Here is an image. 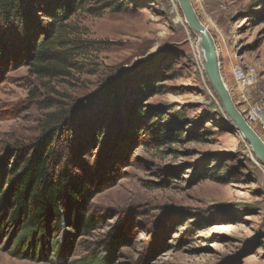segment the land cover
<instances>
[{"label": "rangeland", "instance_id": "374dc122", "mask_svg": "<svg viewBox=\"0 0 264 264\" xmlns=\"http://www.w3.org/2000/svg\"><path fill=\"white\" fill-rule=\"evenodd\" d=\"M191 3L237 109L264 107V0ZM39 20L0 21V157L13 162L16 147L68 111L60 163L89 184L95 225L72 218L29 237L2 213L0 264H104L110 236L114 264H264V163L210 83L179 2L84 0L47 74L27 51L31 35L48 36L50 21ZM251 69L256 81L243 89L237 73ZM118 83L119 102L105 94Z\"/></svg>", "mask_w": 264, "mask_h": 264}, {"label": "trees", "instance_id": "16d2710c", "mask_svg": "<svg viewBox=\"0 0 264 264\" xmlns=\"http://www.w3.org/2000/svg\"><path fill=\"white\" fill-rule=\"evenodd\" d=\"M83 1L0 0V21L7 25L15 23L23 29L39 27L40 16L50 21L44 31L48 36L37 40L33 34L27 44L35 70L47 74L57 68L53 65L59 60L55 48L63 44L59 37L61 28ZM2 42L1 38L0 44ZM121 88L122 83L112 85L105 94L112 93L119 102L124 96ZM67 117L68 111L66 116L63 113L52 116L42 129L43 139L16 147L13 162L0 157V214L10 211L13 221L23 222V232H28L29 237L37 231L49 229L51 225L58 228L64 220L72 218L76 220V227L88 229L95 225L94 217H85V205L92 196L89 184L85 179H73L60 163L58 148L64 137H69L75 123ZM83 121L79 122L80 126H83ZM117 242V237L112 236L104 241L108 246L104 264H114Z\"/></svg>", "mask_w": 264, "mask_h": 264}, {"label": "water", "instance_id": "95a60500", "mask_svg": "<svg viewBox=\"0 0 264 264\" xmlns=\"http://www.w3.org/2000/svg\"><path fill=\"white\" fill-rule=\"evenodd\" d=\"M186 22L197 33L205 56V69L210 83L217 92L227 115L234 121L236 128L244 135L258 158L264 163V141L245 120L243 114L235 106L232 97L221 77L218 52L207 27L200 21L191 0H178Z\"/></svg>", "mask_w": 264, "mask_h": 264}, {"label": "built area", "instance_id": "2783aa9c", "mask_svg": "<svg viewBox=\"0 0 264 264\" xmlns=\"http://www.w3.org/2000/svg\"><path fill=\"white\" fill-rule=\"evenodd\" d=\"M237 80L239 84L245 89L247 85L254 84L256 81V73L253 69L246 74L238 71ZM248 107L241 111L248 124L255 129L261 127L264 130V107L261 104H249Z\"/></svg>", "mask_w": 264, "mask_h": 264}, {"label": "bare ground", "instance_id": "6f19581e", "mask_svg": "<svg viewBox=\"0 0 264 264\" xmlns=\"http://www.w3.org/2000/svg\"><path fill=\"white\" fill-rule=\"evenodd\" d=\"M178 1V0H177ZM199 36V35H198ZM199 38H200V36H199ZM200 40H201V38H200ZM200 42V41H199ZM203 59H204V66H205V63H206V61H205V56H204V53H203ZM242 134V133H241ZM243 135V134H242Z\"/></svg>", "mask_w": 264, "mask_h": 264}]
</instances>
